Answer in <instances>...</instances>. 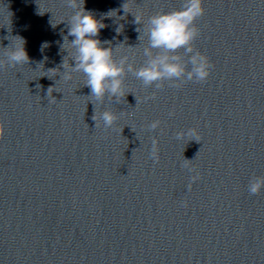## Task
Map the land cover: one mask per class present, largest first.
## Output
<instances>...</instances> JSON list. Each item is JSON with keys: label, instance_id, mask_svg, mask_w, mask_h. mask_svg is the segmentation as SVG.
<instances>
[{"label": "water", "instance_id": "1", "mask_svg": "<svg viewBox=\"0 0 264 264\" xmlns=\"http://www.w3.org/2000/svg\"><path fill=\"white\" fill-rule=\"evenodd\" d=\"M183 3L83 7L105 25L101 46L139 68L148 39L134 15ZM204 8L194 46L215 65L207 81L157 89L127 73L117 103L91 97L82 73L63 79L65 59L75 66L65 0H0V59L18 38L29 56L0 70V264H264V189L248 190L264 177V0ZM105 110L119 117L109 128L92 119ZM191 128L199 142L176 138Z\"/></svg>", "mask_w": 264, "mask_h": 264}, {"label": "clouds", "instance_id": "2", "mask_svg": "<svg viewBox=\"0 0 264 264\" xmlns=\"http://www.w3.org/2000/svg\"><path fill=\"white\" fill-rule=\"evenodd\" d=\"M68 7L74 9V14L68 20L70 25L68 36L74 37L71 42L65 41L73 49L71 59L75 61V66H71L68 61H64L63 79L70 81L72 73H82L85 78V86L91 90V97L97 102H103L105 97L109 100L115 99L119 103L127 94L125 91V76L132 73L138 80L142 81L145 87L155 86L160 89L164 87L163 81H172V86L180 87L186 81L206 82L211 75L215 65L209 57L197 50L194 46L195 40L200 35V29L197 21L204 16V0H184L180 9L157 12L144 21L141 16H135V22L143 25L144 36L148 39V44L143 49V55L146 57L145 63L137 68L134 64V57L130 62L128 55L116 59L112 47H102L101 41L95 39L100 30L105 25L97 20L92 13L84 10V0H65ZM125 13H129L128 2L123 5ZM112 13V12H111ZM109 13V15L111 14ZM139 31V29H137ZM141 36L139 37V39ZM21 43L15 44L13 48L8 49L4 56L6 59H0V70L7 67H16L29 62V56L24 47V41L18 38ZM184 49L187 55V61L182 62L180 55H170ZM154 50L155 54H154ZM161 50L162 53L161 54ZM190 54V55H189ZM189 65L191 67L189 68ZM49 71L57 72L56 69ZM49 88L48 94H51ZM155 93L145 97V100L154 99ZM174 115V113H169ZM92 119L97 122L103 120L104 127H111L118 119V115L111 110H105L100 114L93 115ZM160 121H153L148 127L156 130L160 126ZM96 126H99L96 123ZM5 126L0 121V138H3ZM185 135L193 138L197 142L201 137L196 128H191L187 133L181 131L176 133V138L181 139ZM158 141H152L150 158L154 162L159 161ZM190 161L185 160V166ZM196 172L191 177L195 182L200 179L199 173L195 167L190 169ZM191 189V183L188 185ZM264 189V177H254L249 184L250 194L258 195Z\"/></svg>", "mask_w": 264, "mask_h": 264}]
</instances>
